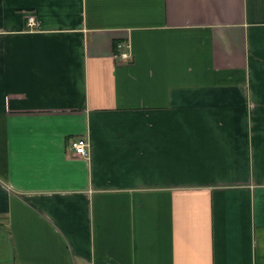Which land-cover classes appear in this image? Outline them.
I'll return each instance as SVG.
<instances>
[{"label":"crops","instance_id":"crops-1","mask_svg":"<svg viewBox=\"0 0 264 264\" xmlns=\"http://www.w3.org/2000/svg\"><path fill=\"white\" fill-rule=\"evenodd\" d=\"M0 235L12 264H264V0H0Z\"/></svg>","mask_w":264,"mask_h":264},{"label":"built area","instance_id":"built-area-1","mask_svg":"<svg viewBox=\"0 0 264 264\" xmlns=\"http://www.w3.org/2000/svg\"><path fill=\"white\" fill-rule=\"evenodd\" d=\"M26 25L28 28H32L33 26H35L34 17L32 14L27 15ZM128 47L129 45L127 44L117 43L116 48L119 52L115 54V57L117 59L129 58V53L127 51L122 50L123 48L128 49ZM70 148L77 156L86 157L88 155V143L82 138L73 140L70 144Z\"/></svg>","mask_w":264,"mask_h":264},{"label":"rangeland","instance_id":"rangeland-1","mask_svg":"<svg viewBox=\"0 0 264 264\" xmlns=\"http://www.w3.org/2000/svg\"><path fill=\"white\" fill-rule=\"evenodd\" d=\"M0 264H12L8 240L0 235Z\"/></svg>","mask_w":264,"mask_h":264}]
</instances>
